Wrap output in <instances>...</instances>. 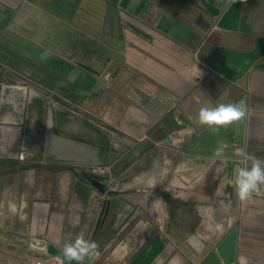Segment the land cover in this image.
<instances>
[{
  "label": "crops",
  "instance_id": "crops-1",
  "mask_svg": "<svg viewBox=\"0 0 264 264\" xmlns=\"http://www.w3.org/2000/svg\"><path fill=\"white\" fill-rule=\"evenodd\" d=\"M220 103L247 118L199 125ZM50 108L102 166L43 161ZM238 149L264 159V0H0V264H69L80 232L98 244L85 264H203L234 228L236 263L264 264Z\"/></svg>",
  "mask_w": 264,
  "mask_h": 264
},
{
  "label": "clouds",
  "instance_id": "clouds-1",
  "mask_svg": "<svg viewBox=\"0 0 264 264\" xmlns=\"http://www.w3.org/2000/svg\"><path fill=\"white\" fill-rule=\"evenodd\" d=\"M248 112L249 110L244 104L220 103L213 107L204 106L199 109L197 122L216 132L220 128L245 120ZM238 152L241 159L236 162L231 183L234 185L238 200L248 202L252 200L254 194H264V159L243 149H238ZM61 251L63 260L68 261L69 264L73 261L76 264H85L86 259L98 255V244L94 240L86 239L83 232L74 237L69 234L62 243Z\"/></svg>",
  "mask_w": 264,
  "mask_h": 264
},
{
  "label": "water",
  "instance_id": "water-1",
  "mask_svg": "<svg viewBox=\"0 0 264 264\" xmlns=\"http://www.w3.org/2000/svg\"><path fill=\"white\" fill-rule=\"evenodd\" d=\"M167 143H171L168 140ZM46 163L70 164L81 166H102L103 159L99 148L87 141L70 138L60 134L55 126L53 109L48 111L46 139L41 149ZM29 248L39 253L47 252V243L40 238H32ZM237 228H234L222 240L217 248L206 258L203 264H232L236 262Z\"/></svg>",
  "mask_w": 264,
  "mask_h": 264
},
{
  "label": "built area",
  "instance_id": "built-area-1",
  "mask_svg": "<svg viewBox=\"0 0 264 264\" xmlns=\"http://www.w3.org/2000/svg\"><path fill=\"white\" fill-rule=\"evenodd\" d=\"M106 78L109 79L110 76L106 75ZM170 139L174 144H179V143H181L187 139V132L184 129L176 131L170 136ZM61 262H62V260L59 258L54 259V261H52L51 259L48 258L46 260H38L35 262V264H61ZM63 264H64V262H63ZM232 264H238V263L235 262Z\"/></svg>",
  "mask_w": 264,
  "mask_h": 264
},
{
  "label": "rangeland",
  "instance_id": "rangeland-1",
  "mask_svg": "<svg viewBox=\"0 0 264 264\" xmlns=\"http://www.w3.org/2000/svg\"><path fill=\"white\" fill-rule=\"evenodd\" d=\"M37 96H40L45 99V94L38 92ZM45 120H46V111H42V115L39 118V121L42 123V126H45ZM42 128V127H41Z\"/></svg>",
  "mask_w": 264,
  "mask_h": 264
}]
</instances>
